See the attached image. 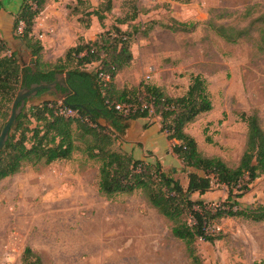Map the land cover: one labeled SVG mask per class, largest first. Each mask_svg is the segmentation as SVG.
<instances>
[{"label": "rangeland", "instance_id": "obj_1", "mask_svg": "<svg viewBox=\"0 0 264 264\" xmlns=\"http://www.w3.org/2000/svg\"><path fill=\"white\" fill-rule=\"evenodd\" d=\"M12 2L0 0V35L10 40L5 54L14 52L21 67L33 68L30 50L14 30L17 12ZM105 4L99 7L105 18L100 34L112 38L118 28L127 34L132 53L128 66L116 74L115 87L122 90L149 84L170 97H180L190 77L200 75L207 83L212 109L184 130L194 138L203 156L217 157L227 166L237 167L247 136L241 114L257 113L264 131V0H111V10L104 13ZM81 6L78 24L58 22L61 16L53 9L47 12L46 22L40 19L36 23L33 36L40 40L37 34H45L43 41L52 45L41 52L40 68L44 63L63 61L68 50L61 55L55 36L48 37L53 36L51 30L62 39V47L69 45L70 49L74 40L78 43L82 38L81 29L89 28L91 18L97 19ZM68 9L71 12L72 6ZM133 16V21L119 24ZM7 20L11 21L8 30L4 26ZM150 22L157 24L145 35ZM176 22L196 26L190 32L165 28H178ZM217 28L235 42L220 37ZM75 67L76 63H70L69 69ZM98 68L95 63L84 69L93 72ZM19 90L17 86L14 96ZM44 101L62 103L47 93L30 100L24 110L30 128L36 123L30 118L29 107ZM11 107L12 103L8 114ZM146 122L151 126L158 119ZM3 124L0 120V132ZM138 132L134 127L131 135L114 148L142 157L146 163L159 162L162 171L186 190L188 170L173 152L176 159L162 148L166 140L161 139L163 146L155 154L137 137ZM167 142L170 148L175 143ZM99 178V163L75 152L67 161L25 165L19 173L2 180L0 264H22L26 248L36 253L42 264H191L183 243L172 236L170 223L151 207L140 190L106 198L99 193ZM248 187L246 193L235 198L238 207L264 206V176ZM227 198L228 189L217 185L203 195H191L192 201H202L213 209ZM207 232L220 238L213 244L198 242L203 264H264V222L222 218L208 224Z\"/></svg>", "mask_w": 264, "mask_h": 264}, {"label": "trees", "instance_id": "obj_2", "mask_svg": "<svg viewBox=\"0 0 264 264\" xmlns=\"http://www.w3.org/2000/svg\"><path fill=\"white\" fill-rule=\"evenodd\" d=\"M49 1L22 0L14 23L15 31L21 26L17 39L30 50L34 69L21 67L14 52L6 55L7 44L0 35V120L4 124L7 122L10 116L8 105L13 104L17 86L21 90L33 84L51 83L58 74H69L65 80L67 89L57 86L66 96L61 104L44 101L30 106V118L36 123L33 128H30L31 122L23 108L5 146L0 150V182L19 173L25 165H49L70 160L75 152L82 153L99 163V193L111 198L140 190L151 207L170 223L172 236L183 243L191 264H203L197 250L198 242L213 244L220 238L207 232V225L212 221L243 218L264 222V206L240 209L235 200L249 190L248 186L254 180L264 176V131L258 114H241V120L247 125L246 145L237 167L231 168L220 158L203 156L194 138L184 130L200 114L212 109L203 77L191 76L186 92L180 97H170L159 87L149 84L122 90L115 87L116 74L132 60L128 36L118 28L117 36L112 38L102 34L94 41L85 42L80 38L74 47L66 51L63 61L44 63L40 68L38 63L43 47L41 41L33 36L32 27ZM104 2L103 12H109L111 0H98L97 8L89 13L97 17L102 27L105 18L99 7ZM81 5L88 10L92 8L87 0H76L72 12L79 14ZM134 19L135 16L120 20L119 24L125 25ZM176 23L178 28H165L170 32H190L196 26ZM154 24L157 23L150 22L145 35ZM215 31L226 41L235 42L221 29ZM73 62L76 67L69 69ZM95 63L100 68L93 72L84 69ZM44 92L40 91L37 97ZM62 111L75 112L76 116L65 115ZM156 118L161 132L175 142L171 148L173 154L188 170L186 190L162 171L159 162L146 163V159H136L132 154L114 148L125 137L132 122ZM149 126L146 122L143 129ZM241 183L245 185L241 186ZM213 185L228 189V198L219 207L213 209L202 201L191 200L192 194L203 195ZM22 264H42V261L30 248H26Z\"/></svg>", "mask_w": 264, "mask_h": 264}, {"label": "crops", "instance_id": "obj_3", "mask_svg": "<svg viewBox=\"0 0 264 264\" xmlns=\"http://www.w3.org/2000/svg\"><path fill=\"white\" fill-rule=\"evenodd\" d=\"M87 1L90 3V5L92 7L88 11H92L94 9V7H96L98 5V0H87ZM21 4H22V0H13V2L11 3L15 12H17V13L20 9ZM68 5L72 6V11H73L74 8L76 7V0H56V2L50 0L47 3V5L45 6L44 10L35 19L36 21L34 22V25L32 27V34L33 35L36 34V30H37V24L36 23L38 22V20L42 19L44 22H46L45 16L50 9H53L55 12H59L61 19L58 22L68 23V24H70V23L78 24L80 15L78 16L77 14H74L72 11L70 12V10L68 9ZM75 15H77V16H75ZM51 20H52V18H51ZM4 23H5L4 26L6 27V30H8V26H10L11 21L7 20ZM55 26H58V23H56ZM103 28L104 27H102L99 24L97 19L91 18V25H89V28H87V29H81L80 36L83 38V40L85 42L94 41L97 38V35L100 34L102 31H104ZM51 31L53 32V36H48V37H54L55 36V40H57L56 47L61 46V55H63L65 53V51L67 49H69V45L62 47V39L56 38L57 36L54 34V29ZM58 34H61V33L58 32ZM37 36L40 39L42 46H43L42 53H44V50L47 49L48 47H52L50 41H43V38L47 37L45 34H42V36L37 34ZM74 36H76V35L74 34ZM2 38L6 42L10 43V40H9V38L7 39V36H3ZM77 38H78V36H76L75 39H77ZM76 44H77L76 40H74V42L71 43V46H75ZM53 45H55V42H53ZM54 51L55 50H53V52ZM146 121L147 120H137L135 122H132L130 124L127 132H126L125 137H128L131 135L130 132L134 129V127H138L139 132L137 133V137H140L142 139V142H144V146L145 145L149 146L150 150L155 154L158 150L160 151V147L163 146L162 144H160V141H161V139L164 138L166 140V147L163 146L162 148H165V150H167V152L172 155L171 157L176 159L175 156L172 154V151H171L172 149L170 148V144H168V142H167L168 139H167L165 133L161 132L160 124L158 122H156L154 125H151L146 129H143V126L146 123ZM140 128H141V130H140ZM169 142L173 143V141H170V140H169ZM133 157L136 159H143L142 157L140 158L139 156L138 157L133 156Z\"/></svg>", "mask_w": 264, "mask_h": 264}, {"label": "water", "instance_id": "obj_4", "mask_svg": "<svg viewBox=\"0 0 264 264\" xmlns=\"http://www.w3.org/2000/svg\"><path fill=\"white\" fill-rule=\"evenodd\" d=\"M68 78L69 74H58L51 83L33 84L29 88H23L17 92L11 107L10 116L0 132V150L5 146L10 132L12 128L15 127L17 118L25 107L26 102L36 98L38 93L44 90L47 91L49 95L55 94L58 100L64 102L66 94H62L61 91L57 89V86L66 88L65 80Z\"/></svg>", "mask_w": 264, "mask_h": 264}, {"label": "built area", "instance_id": "obj_5", "mask_svg": "<svg viewBox=\"0 0 264 264\" xmlns=\"http://www.w3.org/2000/svg\"><path fill=\"white\" fill-rule=\"evenodd\" d=\"M18 33H20L21 32V26L18 28ZM117 108H119V107H117ZM61 113H63V114H65V115H67L64 111H62ZM68 114H72V111H68L67 112Z\"/></svg>", "mask_w": 264, "mask_h": 264}, {"label": "flooded vegetation", "instance_id": "obj_6", "mask_svg": "<svg viewBox=\"0 0 264 264\" xmlns=\"http://www.w3.org/2000/svg\"><path fill=\"white\" fill-rule=\"evenodd\" d=\"M66 89H67V88H66ZM66 89H65V90H66ZM45 93H47V91H45L43 94H45ZM53 96H55V94H53Z\"/></svg>", "mask_w": 264, "mask_h": 264}]
</instances>
